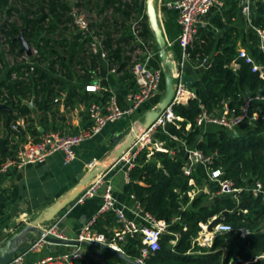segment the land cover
Instances as JSON below:
<instances>
[{
  "label": "trees",
  "instance_id": "trees-1",
  "mask_svg": "<svg viewBox=\"0 0 264 264\" xmlns=\"http://www.w3.org/2000/svg\"><path fill=\"white\" fill-rule=\"evenodd\" d=\"M81 2L88 11H96L99 16L106 15L94 27L104 31V46L109 62L124 73L123 81L130 82L133 76L128 54L136 48V41L130 35L129 23L140 18L143 13L141 37L146 43L152 42V48L157 50L144 0ZM221 2L224 7L213 10L209 16L210 25L200 27L199 39L189 50L190 66L199 68L212 60L195 86L197 97L187 105L177 104L173 107L175 115L183 121L168 125L167 131H160L155 140L164 143L167 149L177 150L178 144L170 137L177 136L206 156L216 155L210 168L222 170L221 180L232 182L234 189L241 192L230 197L215 196L220 187L209 182L203 167H199L191 178L186 177L182 171L185 162L183 152L175 156L154 152L148 158L149 151H142L136 159V166L129 173L130 182L125 192L134 196L146 213L169 226L162 235L160 251L147 264H264V260L258 259L264 253V202L246 192L256 183L264 185V120L246 128L244 136L241 133L235 136L217 128L204 131L196 126L202 107L208 113H213L223 107L224 101L239 107L248 93L260 92L264 96V80L254 74L249 65L239 61L240 69L234 71L232 68L238 58L241 40L240 30L236 26L240 0ZM11 3V0H0L3 46H8L9 52L19 59L24 55L20 40L23 36L30 47L38 50L39 58L33 60L37 66L28 80L23 79L24 67L17 64L9 68L6 80L0 83V102L6 103L19 117L26 118L28 132L36 136V120L31 117L32 112L24 102L35 98L39 110L47 113L45 103L50 108L51 103L68 88L60 76L71 79L72 69L78 66L86 72V77L82 76V79L90 80L86 64L90 62L91 68L95 69L98 61L89 54L88 39L81 34H73L69 39L65 33L70 29H61L71 22V3L66 0H16L14 5ZM15 12L20 25L9 20ZM252 27L264 29V4L260 2L255 5ZM257 42V34L250 30L246 47L256 61L264 62V54L256 45ZM6 66L5 54L0 49V79ZM13 74L17 75L16 79H13ZM77 96L79 93L73 91L67 105L73 106L72 101ZM84 98L89 107L94 102L108 100L107 95L102 99ZM260 106L264 109V104ZM2 117L10 121L15 119L14 115L8 113H1ZM41 120L43 123L50 121L48 117ZM189 125L191 129L187 131ZM4 140L7 147L8 139L3 137L1 141ZM5 147L0 145V164L14 154L5 150ZM191 179L195 181L196 187L190 185ZM198 187L203 191L192 199L189 193ZM205 188L209 189V193L204 192ZM226 212L228 214L222 223L230 225L232 231L218 234L211 246L199 244L197 239L202 232V225H208ZM116 225L115 214L107 213L97 221L93 230L98 234L109 235ZM242 229L248 232L246 236H242ZM172 242H176V245H172ZM139 246L137 241L129 240L123 245V251L133 260L140 255ZM74 264L86 263L78 260Z\"/></svg>",
  "mask_w": 264,
  "mask_h": 264
},
{
  "label": "built area",
  "instance_id": "built-area-1",
  "mask_svg": "<svg viewBox=\"0 0 264 264\" xmlns=\"http://www.w3.org/2000/svg\"><path fill=\"white\" fill-rule=\"evenodd\" d=\"M242 7V14L246 17L252 30L257 34L258 42L256 45L262 54H264V29L252 27V16L254 13V4L260 2L264 4V0H240ZM71 3L72 11L70 13L71 22L61 29H70L65 35L71 39L73 34H81L84 38L89 40L88 51L89 54L95 57H101L109 62L108 53L104 46L105 35L101 29H96V24L89 18L84 10L81 0L67 1ZM130 2V0H128ZM175 10L178 11V24L181 28V35L178 43L182 49V58L176 66L175 89L176 96L172 107L163 112L160 118L148 129L139 134L136 142L131 149L123 154L116 165L125 169V176L129 181V173L136 166V159L142 151H149L148 158L154 152L167 153L172 156L178 153L185 154V162L182 171L186 177L191 178L194 172L203 167L207 174V179L211 183L218 184L220 189L215 194L219 197L234 196L241 190L234 189V185L229 181H222V170H213L210 165L213 164L215 156H206L202 151L188 146L186 141L178 138L177 136H170L171 139L178 144L177 150L167 149L164 143L155 140L156 135L160 132H166L167 126L176 124L177 121H183L178 118L173 107L177 104L187 105L192 99H196L195 89H188L185 85L184 78L185 65L189 61V50L192 48L194 42L199 39V30L202 26H209L207 19L215 9L223 8L224 4L221 0H176L170 4ZM111 15V13L109 14ZM108 15V16H109ZM145 13L142 16L129 23L130 35L135 38L136 48L128 55L131 57L130 71L133 76V89L127 94L126 99L128 106L122 109L119 106L116 96L109 95L106 102H94L88 109V117L90 120L89 129L82 131L77 135H70L60 131H53L47 133L38 142L29 141L22 143L16 153L8 157L2 164H0V174H6L11 170H22L29 165L42 164L47 161L49 157L54 154L62 153L64 155V163L66 165L72 163L76 159V148L79 147L84 141L95 137L100 134L103 129L109 124L117 123L126 117L135 116L139 109L150 101L161 98L164 93L165 77L163 68H152L149 65L152 57L150 44L146 43L142 37V27ZM111 18V17H109ZM121 28L119 27V30ZM116 38L118 36H115ZM31 55L24 52V55L19 58L18 65L24 67L23 79L28 80L35 72L37 64L33 61L39 58L38 50L30 47ZM239 61H244L246 65L251 67L254 74L258 75L264 80V62H258L246 49L238 51L237 61L232 64L234 71L240 69L241 64ZM207 62V61H206ZM205 62V63H206ZM202 67V66H201ZM200 68V67H199ZM117 72V68L113 69ZM17 75L13 74V79ZM100 90V85H89L85 88L87 93H96ZM164 97V96H163ZM35 99V98H33ZM244 102L241 106H231L229 102L224 101L223 107L208 113L203 107L202 113L199 115L196 126L207 131L211 128L226 130L228 132L238 131L243 125L247 128L254 126L260 120H264V109L260 104H264V96L262 93H248L244 96ZM57 103L58 99L55 100ZM0 104H6L1 103ZM7 105V104H6ZM47 103H45V106ZM25 120H20L14 127V131L18 132L20 127H24ZM191 125L187 127L190 131ZM90 169H94L95 165H89ZM100 176L92 180L89 187L77 200V204H82L88 199L95 197L100 188ZM190 185H195L193 179L190 180ZM251 193L254 198L262 199L264 202V185L256 183L253 187L246 190ZM189 196L193 199L192 193ZM103 205L99 214L93 218L82 229L77 241L81 244H97L101 247L110 249H117L120 253L124 254L123 245L127 244L129 240L137 241L139 246L140 255L134 259L136 264H147L156 253L160 251V242L162 235L166 233L169 226L164 221H158L148 213H146L140 205H138V215L142 216V223L129 219L125 212L117 207V201L113 196V191L110 183H107L106 190L103 196ZM107 213H114L116 216V228L110 230L109 235L98 234L94 232L93 227L97 221ZM57 224L47 230V234L55 236L56 238L64 239L56 233ZM208 229V225L204 226ZM232 227L225 223H220L213 233L207 232L211 237L208 238L212 244L218 234L229 233ZM242 236H246L248 232L245 229L241 230ZM206 240V239H205ZM197 242L201 245L199 238ZM46 243L43 240L38 241L30 250L32 251L39 244ZM210 244V245H211ZM25 255L19 257L13 264H26ZM83 255L79 252L71 255H63L59 257H51L42 261L34 262L33 264H74L75 261L82 260ZM264 260V253L258 258ZM237 264V263H235Z\"/></svg>",
  "mask_w": 264,
  "mask_h": 264
},
{
  "label": "crops",
  "instance_id": "crops-1",
  "mask_svg": "<svg viewBox=\"0 0 264 264\" xmlns=\"http://www.w3.org/2000/svg\"><path fill=\"white\" fill-rule=\"evenodd\" d=\"M174 1L176 0H157L156 5L160 23L169 45V55L171 60L172 58L175 59L173 63L177 66L182 58V49L178 43L181 35V28L178 24L179 14L177 10L170 6ZM256 3L254 4V10ZM209 22L208 24L210 25ZM245 24L248 25L247 28L244 26ZM236 26L240 30L241 37H243V34L248 35L247 41L249 42L248 32H250L252 28L246 17L242 14L241 1L240 15L236 22ZM149 44L152 51L149 65L152 68H163L164 66L159 58L158 48L157 50L152 48V42H149ZM246 45L240 46L238 51L240 49L248 50ZM2 48L3 46L0 49L2 50ZM9 54L13 56L10 52ZM7 56L8 54H6L7 59L5 58L7 66L0 79V83L6 80L8 70L12 67V65L9 64ZM96 58L98 65L95 69L91 68L90 62L86 64V70L90 72V80L85 81L82 79V76L86 77V72L84 68L78 66L72 69L71 79L66 80L63 76H60L67 83L68 88L61 96L56 98L59 100L58 103L55 99L54 103H51L50 108H48L47 105L45 106L47 113L39 110L35 101V107L38 112L35 115L31 111V117L36 120V136L28 132L26 118L19 117L18 113H15L14 110L13 113H8V115L15 116L14 121H10L6 117L0 118V126H2V128L0 127V145L2 142L6 143L5 140L1 141V139L5 137V139H8V143L7 147H3H5V150H9L11 153L15 154L16 149H18L22 143L39 141L47 133L53 132L55 129L70 135H77L89 129L91 124L88 117L89 106L84 97H97L102 99L105 95L108 97L109 95H114L117 98L119 106L122 109L127 108L128 103L126 96L133 89V80L130 82L123 81L124 73H122L121 70H117V72L114 73L113 69L116 68L114 65L101 57ZM190 68L192 72L198 69L194 66H190ZM89 85H100V90L96 93H87L85 88ZM73 91H77L79 96L75 98V101H72L74 103L73 106H68L67 103ZM161 100L162 97L145 103L135 116L126 117L117 123L109 124L100 134L84 141L75 150L76 159L68 165L64 163V155L62 153H57L49 157L47 161L42 164L29 165L19 171L11 170L6 174H0V244L3 240L8 239L18 232L25 224L40 215L46 208L53 205L78 186L80 184L79 177L91 171L89 167L91 164L95 165V167L103 166L107 169L106 172L100 175L101 184L97 195L82 204H77L76 201L70 205L52 224L47 226V229L57 224L55 230L59 236L69 241H77L85 225L99 214L104 203L103 196L107 183H110L112 187L113 196L117 201V207L122 209L129 219L142 223L143 217L138 215V205H140V203L134 196L128 195L125 192V187L129 184L130 179L129 181L127 180L125 169L116 165L115 155L124 145L135 125H137L148 112L155 109ZM30 101H32V99L26 100L25 102ZM45 117H48L50 121L43 123L41 119ZM22 119L26 122L25 126L20 127L18 132L14 131L17 122ZM239 129L236 134H234L235 136H239ZM8 134H10V137ZM191 186L196 187V184ZM197 191L200 192V190L196 188L191 193H196ZM204 192L209 193V189L205 188ZM53 237L55 238V236ZM172 245H176V242H172ZM77 252L83 255V259L79 261H84L86 264H132L128 261L130 258L127 257L125 253L122 254L115 248L108 250L97 244L65 246L51 245L48 243H41L32 251L28 252L25 256V263L33 264L34 262L51 257L54 258L62 254ZM118 253L127 257L128 260L122 258ZM122 259L124 261H121Z\"/></svg>",
  "mask_w": 264,
  "mask_h": 264
},
{
  "label": "water",
  "instance_id": "water-1",
  "mask_svg": "<svg viewBox=\"0 0 264 264\" xmlns=\"http://www.w3.org/2000/svg\"><path fill=\"white\" fill-rule=\"evenodd\" d=\"M157 0H146V15L149 20L150 29L154 35L159 58L162 61L164 66V77H165V95L157 105L155 109L148 112L139 122L129 136L127 137L124 145L116 152L115 159L116 162L120 160L124 153L129 151L133 144L136 142L139 134L148 130L165 112L168 108L172 107L174 104V99L176 96L175 89V77H176V65L173 63L174 58L169 55L168 52V42L164 35L162 29L158 9H157ZM0 25V48L3 46L2 35H1ZM21 43L23 45V50L31 55V49L27 41L24 40L23 36L20 37ZM212 60H208L202 67L196 69L192 72L189 64L185 65L184 72L185 78L184 82L188 89H195L196 84L200 80V76L209 68ZM28 108L36 115L37 109L35 107V99H32L30 102H25ZM7 112L13 113V110L6 104H0V113ZM233 134H236V131H232ZM2 146H5V143L2 142ZM103 166H97L91 171L84 173L79 177L80 184L67 193L60 200L55 202L50 207L46 208L40 215L35 219L31 220L24 227H22L18 232L13 234L0 244V264H13L19 257L25 255L29 250L40 240L45 241L51 245H65V246H80L83 245L78 241H69L67 239H60L50 237L47 234V226L53 223L59 215L64 212L70 205L75 203L81 194L86 190V188L91 184L92 180L100 176L103 172H106ZM228 212L224 213L222 216L215 218L210 225L208 226V232L213 233L215 228L222 223L224 216ZM108 250H112L107 247H103ZM119 254V253H118ZM125 260H128L127 257L119 254ZM130 261V260H128ZM132 264H136L133 261H130ZM243 264V263H238Z\"/></svg>",
  "mask_w": 264,
  "mask_h": 264
},
{
  "label": "rangeland",
  "instance_id": "rangeland-1",
  "mask_svg": "<svg viewBox=\"0 0 264 264\" xmlns=\"http://www.w3.org/2000/svg\"><path fill=\"white\" fill-rule=\"evenodd\" d=\"M12 1V5H14L15 4V1L16 0H11ZM66 1H75V0H66ZM144 6H145V4H146V0H144ZM17 8L18 9H20V7L19 6H17ZM84 10H85V12L88 14V16H89V18L95 23V21H96V23H99V22H102V20L104 19V18H106V15H102V16H99L98 14H97V12L95 11V13L93 12H90V11H88L87 9H85L84 8ZM18 14L15 12V13H13V17L12 18H10L9 20L10 21H12V22H16V23H18L19 25H20V23H19V20H18ZM3 19H6V17L5 18H3ZM110 21H112L111 20V18L109 19ZM210 21V19H209V17H208V19H207V22H209ZM0 22H1V19H0ZM3 25V23H0V25ZM246 28H247V26L248 25H244ZM249 33V32H248ZM247 37H248V35H244L243 34V37H241V40H240V44H239V46H238V48L240 47V46H244V45H246L247 43H248V41H247ZM2 41H3V39H2ZM4 44V43H3ZM247 46V45H246ZM6 50V51H5ZM2 52L5 54V58H6V54H8V59H9V64L10 65H17L18 64V62H19V59H16V57L13 55V56H11L10 54H9V48H8V46H3V48H2ZM7 59V58H6ZM163 90H164V93H165V86H164V88H163ZM164 96V95H163ZM163 96H162V98H163ZM1 128H2V126H0ZM247 128V126L246 125H243L240 129H239V131H240V133H241V135L242 136H244L245 134H246V131H245V129ZM198 189L200 190V192L201 191H203L202 190V188H200V187H198ZM199 191H197L196 193H192V197L193 198H195V197H197L198 195H199V193H200ZM35 217V216H34ZM33 217V218H34ZM35 219V218H34ZM26 225V224H25ZM24 225V226H25ZM205 225H203V230H202V232L200 233V236H199V240H200V243H202V244H204V245H207V246H209L211 243L209 242V240H208V238H210L211 236L209 235V234H207V232H208V229L207 228H205L204 227ZM51 237H53V236H51ZM206 239V240H205ZM71 254H73V253H69V254H62V255H60V256H63V255H71ZM58 257V256H57ZM55 258V257H54ZM132 259H130V261H131ZM121 261H124L123 259L121 260ZM133 262H134V260H132ZM126 262V261H125ZM127 263V262H126ZM235 264V263H234ZM238 264V263H237Z\"/></svg>",
  "mask_w": 264,
  "mask_h": 264
}]
</instances>
